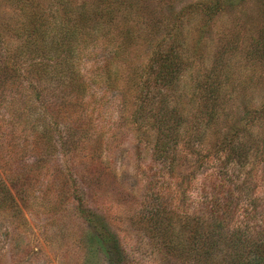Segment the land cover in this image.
<instances>
[{
  "label": "rangeland",
  "instance_id": "1",
  "mask_svg": "<svg viewBox=\"0 0 264 264\" xmlns=\"http://www.w3.org/2000/svg\"><path fill=\"white\" fill-rule=\"evenodd\" d=\"M101 2L113 12L77 27ZM32 14L42 15L51 61L27 46ZM72 30L67 58L66 45L55 47ZM1 73L0 264H207L188 250L186 216L207 173L232 154L230 167L249 178L246 198L264 195V0H0ZM74 74L83 83L65 102ZM74 118L85 133L67 128ZM146 118L178 134L180 154L214 156L191 172L193 185L188 164L154 161L157 127ZM157 192L174 216L147 221Z\"/></svg>",
  "mask_w": 264,
  "mask_h": 264
},
{
  "label": "trees",
  "instance_id": "2",
  "mask_svg": "<svg viewBox=\"0 0 264 264\" xmlns=\"http://www.w3.org/2000/svg\"><path fill=\"white\" fill-rule=\"evenodd\" d=\"M112 10H114V8L104 5L102 2L98 3L97 6L94 5L90 7L89 13L92 16H88L85 19H82L81 17L76 22V26H81L83 29L84 25H87L88 23L91 24V21L97 20V18H93L94 16L108 15L113 12ZM41 16H38L39 18H37V15H34L33 22L30 21L28 27L29 34L27 46L31 48L32 52H37L39 58L42 57L44 59H50L51 61L53 59L50 57L51 54L49 53H51L54 48L47 49L46 45L43 43L44 38L41 37L43 33V26L39 22ZM73 36L74 30L64 36L65 38L61 37V39L58 40L60 44L55 47L57 50L59 45H66L64 49L68 52V54H66L67 58L72 56L73 52H75L76 45L73 44ZM146 38L147 40L151 39V37ZM153 40L154 39L152 38L151 43L154 46L160 45L161 42L159 39L156 41ZM171 50H168L164 54V61L160 62V74L158 77H161L160 82H162V84H166L167 79L170 81V73L173 71L171 66L168 67L169 62L172 60L169 57L171 55ZM60 53H62V51ZM106 63L108 64L109 60H107ZM50 65L51 63H46L45 66L38 64V66L42 68H48ZM72 65L73 62L71 66ZM1 75L2 73L0 74V77ZM74 75L71 77L70 82L73 83L74 80L76 81L71 84L72 89H69L70 91L62 85V96L65 102L71 101V98L77 91L75 86L82 85L83 83V80L80 79V75ZM74 109H77L76 106ZM165 118H168L167 114L165 115ZM144 122H147L149 125L152 124V121H150L149 118H146ZM65 124L73 134L86 132V122L82 121L80 118H74ZM154 125L157 127V141L153 146L154 161L164 168L167 167V170L171 169V171L177 170L178 166H181L182 164L185 166L188 164V171L190 172L189 183L190 185H193L191 172H194L197 169L196 167L200 164H209L214 156L210 155L211 152L209 151L205 154L201 148L190 152V154H197L196 159H190L189 157L191 156H188L185 151L180 154V152L177 151V149H180L179 146H177L174 142L172 144V141H176L178 139V134L173 130L166 129L169 127H165V125L156 126V124L153 123L152 126ZM241 150H243V147ZM233 158L234 156L232 157V154L227 155V157L220 158V161L214 165L210 172L207 173L206 178L201 183L198 203L195 207H193L195 210H186L187 218L194 225V228H192L193 232L190 235L192 244L190 247L188 246V250L191 252L193 251L194 246H196L194 251H197L198 254L202 255L207 264H264V227L255 231V228L252 227V230L251 224L248 223L253 218H255V220H263L264 222V195L250 199V201L246 198L247 190H245V188L249 186L250 189V182L248 181L249 178L241 179V175H239V171H237L236 166L230 167L229 164L232 162ZM198 161L199 163H197ZM93 168H96V166ZM161 173L164 175L163 172ZM154 185L155 183L150 184L149 189H151ZM163 194V192H157L156 198L158 201H155L153 207L148 209L142 215L145 219H147V221H152L166 214H172V216H174V211H172L170 207V202L167 199L163 200ZM241 203H244L243 216L247 219L245 220V224L238 222L239 219H236L238 218V209ZM192 205L193 204H191V206ZM253 210L254 212L250 215ZM249 216L250 219L248 220ZM169 238L170 243L166 246V252H169V255L175 256V253L178 252L180 245L179 242L175 243L172 235L169 236ZM110 247L112 255H116L118 257L121 256L122 248L117 238L112 239ZM188 257L191 258L189 255ZM196 263L201 264L199 262Z\"/></svg>",
  "mask_w": 264,
  "mask_h": 264
}]
</instances>
